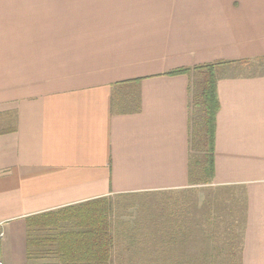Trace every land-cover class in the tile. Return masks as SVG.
Returning a JSON list of instances; mask_svg holds the SVG:
<instances>
[{
    "label": "crops",
    "instance_id": "1",
    "mask_svg": "<svg viewBox=\"0 0 264 264\" xmlns=\"http://www.w3.org/2000/svg\"><path fill=\"white\" fill-rule=\"evenodd\" d=\"M30 3L42 14L0 0L3 263L202 264L114 254L133 229L114 228L111 203L207 185L241 194L239 264H264V0ZM207 64L218 108L203 182L192 80ZM143 230L127 249L155 248L159 229Z\"/></svg>",
    "mask_w": 264,
    "mask_h": 264
},
{
    "label": "rangeland",
    "instance_id": "2",
    "mask_svg": "<svg viewBox=\"0 0 264 264\" xmlns=\"http://www.w3.org/2000/svg\"><path fill=\"white\" fill-rule=\"evenodd\" d=\"M16 1L22 3L20 7L23 8L18 10V17L28 15L27 18L30 19L42 14L39 13L40 10H33L36 6L30 2L34 0ZM49 13L46 9L45 17L51 18ZM19 22L22 23V19L18 20ZM253 71L256 72L257 69ZM197 77L199 76H194L192 85L198 83ZM194 113V119L197 121L198 112ZM234 194L235 191L231 189L219 191L207 185H195L177 191L114 197L111 203L114 228L117 231L133 229L123 234L124 248L115 250L114 254L117 253L121 257H152L150 250L127 248L143 247V229L155 227L159 229L160 237L162 236V245L165 244L168 234L176 231L172 234V240L175 235L176 241L174 247L172 245L175 257L193 259L197 256L193 262L201 261L199 263L202 264H239L243 198L240 193L237 196ZM185 229L190 230L191 234ZM161 256L169 257L171 252L162 249Z\"/></svg>",
    "mask_w": 264,
    "mask_h": 264
},
{
    "label": "trees",
    "instance_id": "3",
    "mask_svg": "<svg viewBox=\"0 0 264 264\" xmlns=\"http://www.w3.org/2000/svg\"><path fill=\"white\" fill-rule=\"evenodd\" d=\"M194 69H202L201 75L197 77L198 83L195 84L197 88L196 103L199 106H201L203 110V122H204L205 134L203 135L202 142H203V147L206 148L209 155H207L206 162L202 164V168H199L197 169V171H195L196 173H194L193 180L208 182L214 174V162H213L214 116L218 108V102L216 97V78L214 75L213 64L198 66L195 67ZM187 71L188 69H178L172 71L171 74H179ZM172 234L174 233L168 234V237H166L165 244L163 245L160 244L162 243V236L160 237V235L159 236L155 235L157 236L153 239L155 248L146 249V250H150L149 254H151L152 257H156V258H179V257H175V251L173 252L174 246L172 247V245H174L176 241H175V235H174V239L172 240L173 237ZM149 240L150 241L152 240V235H150ZM156 246L158 248H156ZM162 249H167L168 251H170L171 256L169 257L161 256ZM197 258H198L197 256L193 257V259H197ZM26 264H34V263H26Z\"/></svg>",
    "mask_w": 264,
    "mask_h": 264
},
{
    "label": "built area",
    "instance_id": "4",
    "mask_svg": "<svg viewBox=\"0 0 264 264\" xmlns=\"http://www.w3.org/2000/svg\"><path fill=\"white\" fill-rule=\"evenodd\" d=\"M2 224H3V223L0 222V238H2L3 235H4V233H3V231H2ZM0 264H4L1 258H0Z\"/></svg>",
    "mask_w": 264,
    "mask_h": 264
}]
</instances>
